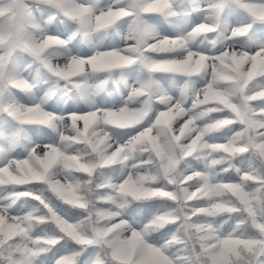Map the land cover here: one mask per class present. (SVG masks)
Returning <instances> with one entry per match:
<instances>
[{"label": "snow or ice", "instance_id": "snow-or-ice-1", "mask_svg": "<svg viewBox=\"0 0 264 264\" xmlns=\"http://www.w3.org/2000/svg\"><path fill=\"white\" fill-rule=\"evenodd\" d=\"M0 264H264V0H0Z\"/></svg>", "mask_w": 264, "mask_h": 264}, {"label": "clouds", "instance_id": "clouds-1", "mask_svg": "<svg viewBox=\"0 0 264 264\" xmlns=\"http://www.w3.org/2000/svg\"><path fill=\"white\" fill-rule=\"evenodd\" d=\"M108 38L109 37H105V39H108ZM59 99L63 101L64 105L71 103L75 106H79V104L81 103V101L77 97L72 95L71 93L61 95Z\"/></svg>", "mask_w": 264, "mask_h": 264}, {"label": "rangeland", "instance_id": "rangeland-1", "mask_svg": "<svg viewBox=\"0 0 264 264\" xmlns=\"http://www.w3.org/2000/svg\"><path fill=\"white\" fill-rule=\"evenodd\" d=\"M35 74V73H34Z\"/></svg>", "mask_w": 264, "mask_h": 264}]
</instances>
